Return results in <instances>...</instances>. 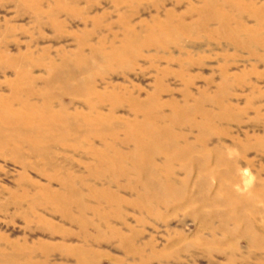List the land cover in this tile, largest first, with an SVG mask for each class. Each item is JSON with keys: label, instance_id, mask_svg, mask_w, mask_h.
Masks as SVG:
<instances>
[{"label": "rangeland", "instance_id": "rangeland-1", "mask_svg": "<svg viewBox=\"0 0 264 264\" xmlns=\"http://www.w3.org/2000/svg\"><path fill=\"white\" fill-rule=\"evenodd\" d=\"M0 264H264V0H0Z\"/></svg>", "mask_w": 264, "mask_h": 264}, {"label": "bare ground", "instance_id": "bare-ground-1", "mask_svg": "<svg viewBox=\"0 0 264 264\" xmlns=\"http://www.w3.org/2000/svg\"><path fill=\"white\" fill-rule=\"evenodd\" d=\"M146 131H148L149 136H151L150 139H149V141H148V143L151 142L150 145H151L152 143H154V142H152V141H157V139H159V138H158V134H159V133H158V134H155V133H154L155 135H151V134H153V133L150 134V130H146ZM163 132H164V131H163ZM163 132H161V133H163ZM159 136H160V135H159ZM160 137H161V136H160ZM145 143H146V142H145ZM156 143H158V141H157ZM148 146H149V145H148ZM156 146H157V145H156ZM160 146H161V144H160ZM163 146H164V145H163ZM163 146H162V147H163ZM170 146H172V145H170ZM150 147H151V146H150ZM152 147H153V145H152ZM157 147H158V146H157ZM157 147H156V148H157ZM148 148H149V147L146 146L145 150L147 149V151H148ZM156 148H155V149H156ZM149 149H150V148H149ZM155 149L153 148L152 150L155 151ZM159 149H160V148H159ZM160 150H161V149H160ZM156 151H157V150H156ZM150 154H151V153H150ZM150 154H148V155L150 156ZM153 182H154V181H153ZM150 183L152 184V182H150ZM158 183H159V182H158ZM155 184H157V183H154L153 185L156 186ZM157 186H159V185H157ZM157 186H156V187H157ZM153 188H154V187H153ZM160 188H162V187H160Z\"/></svg>", "mask_w": 264, "mask_h": 264}]
</instances>
